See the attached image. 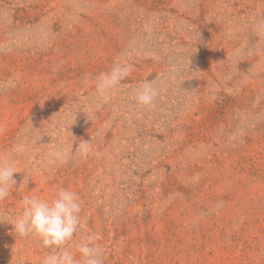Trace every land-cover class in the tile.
I'll return each mask as SVG.
<instances>
[{
    "label": "rangeland",
    "instance_id": "1",
    "mask_svg": "<svg viewBox=\"0 0 264 264\" xmlns=\"http://www.w3.org/2000/svg\"><path fill=\"white\" fill-rule=\"evenodd\" d=\"M260 23L264 0H0V155L18 172L0 213L66 187L104 264H264ZM120 60L131 73L96 108ZM49 251L0 221V264Z\"/></svg>",
    "mask_w": 264,
    "mask_h": 264
},
{
    "label": "clouds",
    "instance_id": "2",
    "mask_svg": "<svg viewBox=\"0 0 264 264\" xmlns=\"http://www.w3.org/2000/svg\"><path fill=\"white\" fill-rule=\"evenodd\" d=\"M256 27L258 31H264V23ZM131 70V64L120 60L110 70L94 78L96 108L111 100ZM14 86L13 80L4 85ZM158 94L153 81L148 80L134 90L131 99L139 107L150 108L154 106ZM89 147L90 142L83 141L78 150L86 156ZM54 155L64 158L66 152L58 150ZM14 173H18L16 159L11 154L0 155V202L6 200L14 189L17 190ZM29 179L25 175L20 186L25 182L28 184ZM82 211L83 202L79 194L71 188L58 187L51 200L36 195L24 196L20 211L16 214L0 213V221L13 225L14 233L20 238H35L43 248L50 250L42 257L40 264H104V249L99 243V236L95 233L81 235L85 227Z\"/></svg>",
    "mask_w": 264,
    "mask_h": 264
}]
</instances>
